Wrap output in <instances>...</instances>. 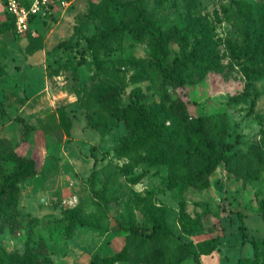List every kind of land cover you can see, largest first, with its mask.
<instances>
[{
  "label": "rangeland",
  "instance_id": "rangeland-1",
  "mask_svg": "<svg viewBox=\"0 0 264 264\" xmlns=\"http://www.w3.org/2000/svg\"><path fill=\"white\" fill-rule=\"evenodd\" d=\"M3 1L0 137L33 155L38 169L17 185V217L0 221V264H89L121 250L128 233L119 224L161 219L172 230L158 237L164 264H194L186 249L215 236L218 245L199 255L202 264L242 257L264 264V244L251 243L263 236L264 77L248 75L252 65L242 54L247 33L258 41L254 68L264 67V0H66L54 18L23 34L3 30ZM138 10L157 33L177 31L168 34V58L190 57L196 66L179 72L184 87L154 64L147 40L130 36ZM192 22L182 42L179 34ZM61 41L66 45L58 47ZM135 91L159 133L149 145L118 149L127 125L108 106L127 105ZM47 112L59 131L45 130ZM202 117L207 135L231 144V170L219 163L191 182L197 163L183 155L198 145L194 129ZM23 123L30 136L19 143ZM142 244L158 246L146 236Z\"/></svg>",
  "mask_w": 264,
  "mask_h": 264
},
{
  "label": "trees",
  "instance_id": "trees-1",
  "mask_svg": "<svg viewBox=\"0 0 264 264\" xmlns=\"http://www.w3.org/2000/svg\"><path fill=\"white\" fill-rule=\"evenodd\" d=\"M3 1V5L5 4ZM139 1V0H138ZM244 3V2H237ZM245 6L244 16L248 15V4H243ZM4 13L6 15V22L2 24L3 30L11 26L12 30L13 21L12 16L9 15L4 8ZM137 18L128 24L127 29L130 36L136 40H147L149 44V49L151 51V56L153 58L154 64L163 70L164 76L169 80L174 82L172 77L175 79L177 87H184L185 83L183 78L179 75L180 71L187 69V63L195 66L191 58H174L170 60L167 55L166 44L168 42V34H175L177 31L168 30L166 34L163 32H156L155 30L147 27L146 23L141 19V12L138 10ZM50 18H54L52 14L49 15ZM196 20V19H194ZM44 22V21H43ZM194 22V21H193ZM190 23L183 31L179 34V39L185 42L187 36L193 32L195 23ZM248 23H252L248 20ZM30 31V30H28ZM111 30H104L100 37L103 38L104 34L109 33ZM243 50L242 54L247 58L252 67L248 68L247 73L249 76L254 78L264 77V67L254 68L256 64V59L258 58V41L252 35L244 34L243 37ZM66 45L65 41H61L58 47ZM196 67V66H195ZM6 73L3 65L0 62V76ZM137 92L135 95L129 98V103L122 107H117L114 105L108 106V111L111 116L117 117V119L124 120L127 125V132L119 136V142L116 148L122 150H129L132 148L149 145L158 135L159 127L155 123V118L152 116L150 110L143 108L141 103L137 102ZM185 101L181 96L179 100ZM5 109L3 106V101L0 100V114H4ZM65 113L60 111V118L63 117ZM45 130L51 132L54 130L59 131L61 124L56 121L55 114L53 112H47L45 114ZM207 118H199L198 124L194 129L195 138L198 145L192 150L187 149L186 154L183 155V159L187 157L194 158L197 163V170L192 176H188V180L191 182L199 181L204 175L209 174L214 168L219 164L223 163L224 166L231 170V157L226 154L227 150L231 148L230 143H223L220 140H215L213 137L206 134L204 129V123ZM90 126L97 127L94 122H88ZM117 125V121L105 128H111ZM30 136V125L23 123L21 130V142H27ZM59 138V137H57ZM18 144H12L9 139L0 137V221L10 222L14 220L19 214L17 208V201L15 198L16 188L19 182L33 176L38 169V162L33 155H25L17 150ZM181 159L183 162L184 160ZM96 159L93 160V165H95ZM93 177V174L90 178ZM106 183H103L105 188ZM263 219V236L261 240H251V243L255 245L256 243L264 244V212L261 213ZM119 230L127 231L128 235L124 246L120 251L113 253L112 255L94 258L89 264H113L114 262L127 260L131 262L145 261L148 264H164L159 260L160 250H159V236H167L172 234V230L167 226L164 219L159 221H152L150 226H139L134 222L129 224H119ZM146 231H149L148 233ZM146 236L149 239H153L157 242L158 246H149L147 248L142 244V237ZM138 242L134 254L127 253L129 246L132 242ZM189 245V244H188ZM218 245V238L209 237L203 241H199L195 245V250L186 249V255L191 257L194 264H202L199 260V255L209 254ZM179 262V260H178ZM178 262L174 264H179ZM237 264H256L254 258L242 257L237 261Z\"/></svg>",
  "mask_w": 264,
  "mask_h": 264
},
{
  "label": "built area",
  "instance_id": "built-area-1",
  "mask_svg": "<svg viewBox=\"0 0 264 264\" xmlns=\"http://www.w3.org/2000/svg\"><path fill=\"white\" fill-rule=\"evenodd\" d=\"M66 0H6L5 11L12 16L14 31L23 34L34 30L37 22H43L58 5Z\"/></svg>",
  "mask_w": 264,
  "mask_h": 264
}]
</instances>
